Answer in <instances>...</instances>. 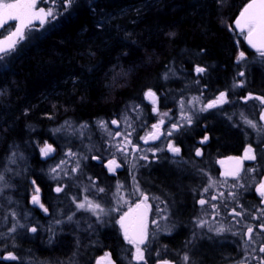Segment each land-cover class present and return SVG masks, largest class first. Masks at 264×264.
<instances>
[{"label": "snow or ice", "instance_id": "snow-or-ice-1", "mask_svg": "<svg viewBox=\"0 0 264 264\" xmlns=\"http://www.w3.org/2000/svg\"><path fill=\"white\" fill-rule=\"evenodd\" d=\"M49 2V0H15V2H7V0H0V28H4L5 25L8 24L9 21H16L17 23L15 25H11L10 27L14 30L10 31L8 35L5 36L3 40H0V61L6 59L9 55H11L13 52L16 51V46L20 41H23L27 36L30 35L31 31L33 30V22L39 21L40 25H44L46 22L49 21V17L52 18V20H55L57 18V13L54 11V7H49L47 10L43 7L38 8V3L43 4ZM51 4L53 6L57 5L58 0H50ZM76 3V0H64V8L67 10L70 8L73 4ZM89 3H91V0H89ZM94 11V7H93ZM106 21H100L98 24V27H102L103 24ZM235 29L239 30V33L243 35L244 40L247 42V44L255 50V52L258 54V56L262 59V62H264V0H249V2L243 7V9L240 11L238 17L234 21ZM231 30V28H230ZM245 59V53L242 51L239 54V57L237 59V62ZM196 72L198 74H202L205 72V69L202 67H197ZM239 75L243 76L244 73L240 72ZM165 78H167V74H165ZM242 86V85H238ZM147 97L153 98V101L155 103V93L149 90L146 93ZM256 99L261 101V104H264V99L260 97H256ZM193 101L199 102L200 98L195 97L193 98ZM227 94L224 92H221L220 95L207 103L203 108L200 109V111H206L211 108H215L219 105H222L224 103H227ZM181 109L184 108V101H180ZM154 111H157V109L154 107ZM163 115H167V113H164ZM184 120H186L189 124L191 123L192 117L191 116H183ZM261 119L264 120V115L261 116ZM250 127L256 129L257 124L253 123L251 120L245 121ZM161 123H163V120H161ZM112 124L117 125L119 127V122L116 120L112 121ZM83 127V126H82ZM100 127L107 130V125L104 122H100ZM129 127L131 125L129 124ZM154 128L157 130L159 129V125H153ZM175 127V125H174ZM172 132L169 131L168 135H171ZM109 135H112L109 133ZM116 135H120V133H116ZM131 133H128L127 136H130ZM156 139L158 138L155 134H150L149 137L145 138V143L148 142V139ZM207 137H205V140ZM131 144V140L127 139L125 137V143L124 146L121 147L120 145H114L117 148V151H120L124 156L125 160H127L128 153L126 151L127 145ZM168 150L173 153V155H179L180 154V148L173 146L171 143L167 145ZM52 148L48 145L45 146V148L41 149V152L43 155L48 156L52 152ZM252 149L249 148L246 151L245 158L255 160V155H252ZM67 155L70 157L74 156L75 154L72 152H69ZM153 155H155V151H153ZM196 155H201L200 151L197 150ZM16 153L13 152L12 158L10 159V163H16L15 160ZM23 159V156L20 157ZM139 159H147L146 156H141ZM179 163V161H177ZM66 163L65 161L61 162ZM110 165H115V167H120L119 164L116 163L115 160H112L109 162ZM57 166L56 168L51 169L52 173L57 172ZM79 168V162H77L76 168H73L72 171L75 172ZM110 171H114L113 168H109ZM251 170V169H250ZM65 175H68L65 173ZM226 175H232L234 177L238 176V170L236 172L232 173H226ZM53 179H58L57 176H53ZM135 179V177H133ZM33 184H35V181H33ZM7 187H11V185L7 184L5 181V176L2 172H0V196L3 195L4 189ZM123 186L117 185V194L121 190ZM211 187V185H209ZM57 193H60L63 191L62 187H57L56 189ZM257 192L261 195L262 198H264V182H261L259 186L257 187ZM85 191H88V189H85ZM99 192H104L103 188L98 189ZM205 192L208 191V189H204ZM36 195H33L32 197V203L34 205H38L45 214H48V209L40 202L39 200V188L35 189ZM136 192L143 197L141 203H138L135 205V207H130L128 212L124 213L120 219L117 221V223L120 224L121 229L123 230L124 239L129 243L132 244L135 247V254L134 259L138 262L143 261L144 264H147V261L144 258V251L145 249H142L140 245L146 244L148 241V226H147V211L150 210L151 205L147 204V201L149 200V197L145 195L139 188V185L136 184ZM223 196V193L220 194ZM230 196L235 198L234 193H230ZM153 199H159V197H154ZM211 199L215 200L217 199L216 196H212ZM199 204L203 207L207 201L205 199H200ZM262 202H264V199H262ZM73 203L76 204V210L77 211H85V212H91L92 215L97 216V220L100 221L101 214L108 215L107 212H105V209L101 207L99 203H94L92 200L88 199L87 196H85L83 202H77L76 199H73ZM143 205V210L142 209ZM214 210H216V206H212ZM162 211V210H161ZM218 214V212H217ZM234 215H241V213L236 212L235 209H233ZM75 215V212L73 215H70L67 217L68 221L73 220V216ZM261 217H264V209L260 210ZM11 219L14 221V223L8 228L9 233H15L17 231V228H24L26 225L20 223V221L17 219V214L15 211L10 213ZM27 217L25 216V219ZM166 219V217H163ZM258 218V217H254ZM5 221H7L8 217H3ZM63 221L56 220L54 221L55 224H60ZM102 222V221H101ZM154 224L157 223V221H153ZM207 223L206 221H196L195 225L196 227H204V224ZM247 227V234L249 237V242L254 243L252 239L253 234V227L252 226H246ZM260 231L264 233V224L259 225ZM31 232L35 233L37 231L36 227H31L29 229ZM211 230V229H210ZM51 231V229H50ZM225 231L223 227L216 229L217 234H221ZM235 234V233H234ZM150 246V245H149ZM260 252H264V245H262L259 249ZM159 255V253H157ZM4 259L7 260H13L16 261L19 259L16 255L12 253H8L7 256L4 257ZM184 264H188V261L190 257L185 254L182 257ZM107 264H115L114 261L111 260L110 254H107L106 256ZM97 264H100L98 261ZM163 264H169L167 260L163 262ZM261 264H264V260H261Z\"/></svg>", "mask_w": 264, "mask_h": 264}]
</instances>
